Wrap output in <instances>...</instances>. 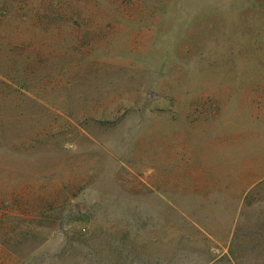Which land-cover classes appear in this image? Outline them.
Listing matches in <instances>:
<instances>
[{
	"label": "rangeland",
	"instance_id": "obj_1",
	"mask_svg": "<svg viewBox=\"0 0 264 264\" xmlns=\"http://www.w3.org/2000/svg\"><path fill=\"white\" fill-rule=\"evenodd\" d=\"M0 264H264V0H0Z\"/></svg>",
	"mask_w": 264,
	"mask_h": 264
}]
</instances>
